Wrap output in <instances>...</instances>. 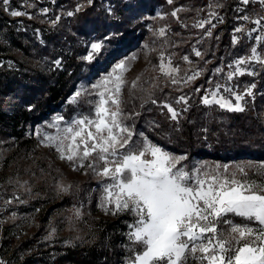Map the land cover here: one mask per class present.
I'll return each instance as SVG.
<instances>
[{
    "label": "rangeland",
    "instance_id": "obj_1",
    "mask_svg": "<svg viewBox=\"0 0 264 264\" xmlns=\"http://www.w3.org/2000/svg\"><path fill=\"white\" fill-rule=\"evenodd\" d=\"M228 1L9 0V4L4 5L0 0V13L9 19L10 27L15 30V36L22 45L27 43L26 51L18 45L8 52H0V67L20 77L17 78L20 82L15 90L10 88L8 94H0L1 107L10 111L31 103L25 95L43 93L41 86H37V79L45 70L51 74V68L71 69L74 84L72 93L60 107L52 108L45 116H37L36 120L25 126L22 138L17 140L16 136H10L0 127V225L13 224L12 230L18 236L31 231L40 232L42 241L46 243L44 248L49 247L53 251L60 245L78 243L89 237L98 219H124L121 264H127L134 255L128 250L131 244L127 238L128 225L134 222V217L129 212L106 214L100 207L102 185L107 181L95 176L87 167L74 171L67 160L60 159L54 147L44 146L45 136L58 135V120V127L62 129L81 115L91 113L97 97L84 93L73 103L71 101L75 93L82 87L94 92L92 85L103 80L122 62L128 69L124 73L126 84L122 107L124 115L129 117L125 123L137 133L133 137L134 141L139 142V134L142 133L164 150L177 156H186L187 159L178 167L184 166L187 170L201 165L208 168L228 165L230 170L238 165H252L247 169L248 178L258 181L264 179L257 171V166L264 164V134L259 140L242 137L247 136V131L261 133L262 128L257 130L261 126L256 124L264 126V65L250 62L242 67L254 75H237L231 81L227 80L228 73L235 68V60L250 55L252 47H256L258 53L264 56V45L255 40V36L261 34L260 26L251 22L264 17V8L258 3L243 5L241 0H235L234 5L231 3L228 16L223 12ZM118 2L123 5L121 15L124 14L126 19L123 26V29H127L125 32L117 31L111 23ZM177 9L182 10L177 12V16H172V12ZM12 11H21L24 15L16 17L11 15ZM68 12L73 15L69 16ZM210 12L216 13L215 18L209 15ZM245 15L250 17L249 21L242 19ZM208 20L211 23H205L203 28L195 26ZM227 20H231V24ZM102 21L109 22L108 33L100 31ZM237 27L244 31L236 33ZM161 28L166 29L163 37L155 34ZM8 31L5 30L4 35L10 34ZM208 31L212 32L210 37ZM234 35L238 39L236 44H233ZM92 43H101L103 46L99 53L94 54V59L88 61L84 57L91 51ZM194 48L202 53L200 57L195 55ZM161 56L165 58V64L170 58L172 66L179 69L175 77L180 83L173 84L172 77L165 76L159 70ZM185 56L191 63L183 59ZM72 60L74 65H71ZM56 61H59V65ZM197 71L201 74L185 84L182 78ZM137 77V88L132 89L131 84ZM253 84L252 95H245L241 102L243 112L229 111L217 104L205 105L202 102L204 96H209L210 92L216 91V85H220L219 95L235 103L234 98L224 92V87L244 94ZM181 96L187 98V104L176 103ZM152 100L156 103L153 104ZM165 103L178 112L177 119L171 118V114L163 107ZM200 105L206 109L201 111V117L206 120L204 127L218 125L215 131L228 135L229 139L221 142L224 147L216 145L220 146L217 155H205L204 151L197 150L208 139V128H203V134L195 141L193 150L178 146L173 141L166 142L164 134L156 132L160 130L155 129L156 124L164 125L168 120L179 123L185 116L191 115L190 111L194 107ZM197 114L189 117L188 123H192ZM25 139H31V142L25 145L22 143ZM214 145L207 143L203 148H213ZM61 186L71 187L65 192ZM72 191L82 196L67 208H57L55 197L69 195ZM77 211L79 217L76 216ZM230 218L237 223L243 222L239 217ZM136 248L139 249L140 245H136ZM6 257L0 252L3 264L6 263Z\"/></svg>",
    "mask_w": 264,
    "mask_h": 264
},
{
    "label": "snow or ice",
    "instance_id": "obj_2",
    "mask_svg": "<svg viewBox=\"0 0 264 264\" xmlns=\"http://www.w3.org/2000/svg\"><path fill=\"white\" fill-rule=\"evenodd\" d=\"M250 2L264 8V0H241L243 5ZM2 3L8 5L9 0H2ZM181 10L173 11L172 16H177ZM67 14L73 15L72 12ZM11 15L18 17L24 13L12 11ZM209 15L215 18L216 13ZM242 19L249 21L250 17L245 15ZM262 20L264 17L251 22L260 26L261 34L255 36V40L264 45ZM205 23L211 20L195 26L203 28ZM243 31L240 27L235 29L236 33ZM165 33L166 29L161 28L155 34L163 37ZM207 35L210 37L212 32L208 31ZM248 35L251 38V32ZM237 42L234 35L233 44ZM102 46L92 43L84 59H94ZM193 51L197 57L202 55L195 48ZM160 59L162 74L172 77L173 84L180 83L175 77L179 69L172 66L171 59L167 64L163 56ZM183 59L191 63L187 56ZM250 62L264 65V56L256 47L251 48L250 55L235 60V68L228 73L227 80L237 75H254L242 67ZM56 63L59 65V61ZM127 70L122 62L103 80L92 85L94 92L84 87L78 90L72 98L73 103L84 93L97 97L91 113L81 115L62 129L58 127V120V135L44 137V146L54 147L60 159L67 160L74 171L87 167L95 176L107 181L102 185L100 197V207L106 214L129 212L134 217L127 233L131 244L128 250L134 255L127 264H190V261L192 264H264V179L248 178L247 169L252 165H238L232 170L228 165L212 168L201 165L187 170L184 166L178 167L186 156L164 150L142 133L139 134L141 140L134 141L137 133L125 123L129 117L124 115L122 107ZM200 74L193 72L182 79L187 84ZM138 81L139 77L132 82V89L137 88ZM254 87V84L249 86L244 94L224 87V92L234 98L233 103L232 99L219 95L220 85H216V91L209 93L211 99L204 96L202 102L243 112L241 102L245 95H252ZM181 102L187 104V98L181 96L176 100V103ZM163 107L173 120L177 119L178 112L171 105L165 103ZM257 171L264 176V164L257 166ZM69 187L61 186V190L66 192ZM76 216H80L79 211ZM230 217H239L243 222L237 223Z\"/></svg>",
    "mask_w": 264,
    "mask_h": 264
},
{
    "label": "trees",
    "instance_id": "obj_3",
    "mask_svg": "<svg viewBox=\"0 0 264 264\" xmlns=\"http://www.w3.org/2000/svg\"><path fill=\"white\" fill-rule=\"evenodd\" d=\"M234 2L235 0H229L223 7L225 10L223 12H226L228 16L230 15L231 3L234 5ZM114 10L116 12L111 18L112 25L115 26L117 31H127V29H123L126 19L124 14L121 15V11L123 10L122 3L118 2ZM227 23L231 24V20H227ZM108 26V21H102L100 31L104 34ZM5 30L6 32L10 30L8 31L10 34L4 35ZM15 33V30L10 27L9 19L0 13V52H8L9 49L17 47L18 45L21 46L23 51H26L27 43L25 42L26 45H22L21 41L15 36ZM73 63L74 60H72L71 65H74ZM50 70L51 74L49 70H45L46 72H42L40 79H37V86H41L43 93L41 95H25V97L30 99L31 103L10 111L4 110L0 105V127L2 131H7V134L10 136H16L17 140L22 138L23 131L28 123L33 119L36 120L37 116H45L52 108L60 107L64 100L72 93L74 84L72 82L73 72L70 74L71 69L67 67V69L51 68ZM47 74L50 75L47 76ZM17 78L20 77L15 72H9L7 69L0 67V94L9 92L10 88H14L13 90H15V87L20 82ZM30 78L33 77L31 76ZM31 105V108L28 107ZM200 106L197 108L194 107L190 111L191 115L185 116L179 123L168 120L164 125L156 124L155 129L159 128L160 130H154L157 133H163L166 137V142L172 143L173 141L178 146H186L193 150L195 148V141L203 134V128H208L207 126L204 127L206 120L201 117V111H205L206 109ZM197 112L198 114L193 122L188 123L189 117L192 118L193 114ZM256 125L261 126L257 128V130L262 128L261 133L252 134L250 131H247V136L242 137L246 139L255 137V140H259L262 133L264 134V126ZM216 127L209 126L211 129H207L206 135L208 139L202 145L204 147L207 143H214V147H200L197 149L200 152L204 151L205 155H217L216 152L220 149V146L224 147L221 142L229 139L226 134H218L215 131ZM28 142H31V139L22 141L25 145ZM216 145L220 146L216 147ZM227 148L229 149V147ZM81 196L74 191L69 195H57L55 197V205L57 204V208H67ZM124 227V219L122 221L121 219L118 221L106 218L98 219L89 237L87 236L78 243L60 245L52 251V248H44L46 243L42 241L40 232L36 233V231H31L25 235L18 236L12 230L14 228L13 224L0 225V252H2L3 256H7L5 264H121V258L123 256L121 246L124 240L122 232Z\"/></svg>",
    "mask_w": 264,
    "mask_h": 264
}]
</instances>
